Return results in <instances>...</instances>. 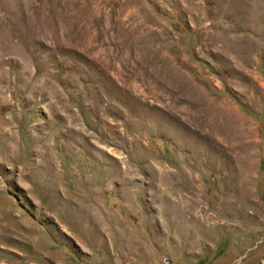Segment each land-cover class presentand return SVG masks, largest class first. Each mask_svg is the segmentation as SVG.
<instances>
[{"label": "rangeland", "instance_id": "rangeland-1", "mask_svg": "<svg viewBox=\"0 0 264 264\" xmlns=\"http://www.w3.org/2000/svg\"><path fill=\"white\" fill-rule=\"evenodd\" d=\"M0 264H264V0H0Z\"/></svg>", "mask_w": 264, "mask_h": 264}]
</instances>
